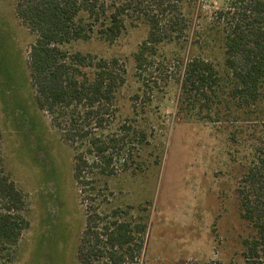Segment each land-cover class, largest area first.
I'll list each match as a JSON object with an SVG mask.
<instances>
[{
  "label": "trees",
  "instance_id": "obj_1",
  "mask_svg": "<svg viewBox=\"0 0 264 264\" xmlns=\"http://www.w3.org/2000/svg\"><path fill=\"white\" fill-rule=\"evenodd\" d=\"M14 2L16 17L36 35L27 64L34 103L73 149V178L83 190L89 187L90 195L106 190L114 164L124 163L127 146L141 144L146 129L106 122L125 81L117 60L94 61L60 47L93 36L112 44L126 23L143 22L147 36L132 56L143 87L152 81L155 65L163 63L157 60L162 47L187 49L189 57L180 59L175 79L176 117L225 136L228 163L236 164L239 217L252 231L242 242L244 263L264 259V0H231L209 22L201 19L197 0ZM202 52L207 58L200 57ZM138 99L135 93L131 102ZM90 195L87 199L96 206L89 205L76 264L135 263L143 251L146 223L129 216L127 207L100 211L101 204ZM24 211V195L5 171L0 142V264L15 256L28 226Z\"/></svg>",
  "mask_w": 264,
  "mask_h": 264
},
{
  "label": "rangeland",
  "instance_id": "obj_2",
  "mask_svg": "<svg viewBox=\"0 0 264 264\" xmlns=\"http://www.w3.org/2000/svg\"><path fill=\"white\" fill-rule=\"evenodd\" d=\"M230 1L197 0L201 19L209 22ZM14 6V0H0V142L5 171L24 195L28 226L8 264H76L89 205H96L87 199L90 188L73 178V149L34 103L27 64L36 35ZM147 32L143 22L126 23L112 44L93 36L60 47L94 61L117 60L125 81L106 122L146 129L141 144L127 146L124 163L114 164L106 190L90 196L100 211L127 207L129 216L146 223L143 251L133 264H245L242 242L252 231L239 217L236 164L228 163L225 136L176 117L175 79L180 59L189 57L186 48L162 47L157 60L163 63L142 86L132 56ZM135 93L139 99L131 102Z\"/></svg>",
  "mask_w": 264,
  "mask_h": 264
}]
</instances>
